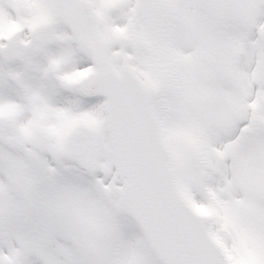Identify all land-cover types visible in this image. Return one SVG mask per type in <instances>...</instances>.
Segmentation results:
<instances>
[{
  "label": "snow or ice",
  "instance_id": "snow-or-ice-1",
  "mask_svg": "<svg viewBox=\"0 0 264 264\" xmlns=\"http://www.w3.org/2000/svg\"><path fill=\"white\" fill-rule=\"evenodd\" d=\"M0 264H264V0H0Z\"/></svg>",
  "mask_w": 264,
  "mask_h": 264
}]
</instances>
